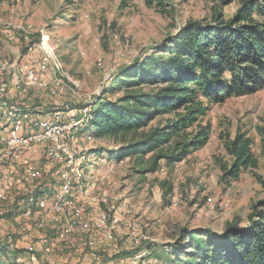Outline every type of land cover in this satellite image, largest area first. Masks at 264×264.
I'll use <instances>...</instances> for the list:
<instances>
[{
	"label": "rangeland",
	"instance_id": "1",
	"mask_svg": "<svg viewBox=\"0 0 264 264\" xmlns=\"http://www.w3.org/2000/svg\"><path fill=\"white\" fill-rule=\"evenodd\" d=\"M226 1L229 3L225 4ZM163 3L164 13L147 7L144 0L1 2L0 24L5 36L0 38V56L12 59L18 53L23 54L15 27L28 25L34 40L41 33L47 34L69 79L57 97L35 90L20 101L41 108L43 114L62 106L92 105L103 96L107 78L119 68L149 55L156 46H164L168 37L187 23L209 24L217 13L228 20L239 7L238 0H163ZM208 109L201 120V125L210 127L208 142L181 163L166 167L161 161L153 173L146 172L152 153L141 161L137 157L116 161L114 156L127 142L140 140L174 115L158 117L124 139L94 138L85 146L90 151L89 163L93 164L89 168L90 177L97 180L95 192H105L114 203L126 202L133 210L131 218L122 219V233L115 237L120 255L113 258L127 259L146 250L157 264H170L167 259L170 257L164 252L178 239L180 231L209 229L220 233L230 222L245 226L254 207L264 203V157L259 136V131L264 130V88L209 105ZM237 129L250 138L257 168L227 183L221 179L219 169V163L227 160L219 135L227 133L233 137ZM96 157L106 160L105 165L95 161ZM111 165L113 172L106 174L105 167ZM172 202L177 205L172 207ZM9 219L4 222V232L15 227ZM139 238L146 240L135 243ZM61 253L58 252L57 260L71 264L67 253ZM11 260L0 255V264ZM77 264L89 261L79 260Z\"/></svg>",
	"mask_w": 264,
	"mask_h": 264
},
{
	"label": "trees",
	"instance_id": "2",
	"mask_svg": "<svg viewBox=\"0 0 264 264\" xmlns=\"http://www.w3.org/2000/svg\"><path fill=\"white\" fill-rule=\"evenodd\" d=\"M144 3L165 12L163 0ZM238 3L228 20L217 13L209 24L187 23L164 46L119 68L102 88L103 96L91 105L87 127L93 139H124L158 117L174 115L140 140L123 145L114 156L116 161L130 157L141 161L152 153L149 173L161 161L166 167L181 163L209 140L210 127L201 125L209 105L264 88V0ZM259 136L264 157V130ZM219 140L227 157L219 163L223 181H235L241 173L257 168L245 132L237 129L233 137L223 133ZM166 250L170 264H264V203L254 207L245 226L230 222L220 233L182 230ZM4 253L0 247V255Z\"/></svg>",
	"mask_w": 264,
	"mask_h": 264
},
{
	"label": "built area",
	"instance_id": "3",
	"mask_svg": "<svg viewBox=\"0 0 264 264\" xmlns=\"http://www.w3.org/2000/svg\"><path fill=\"white\" fill-rule=\"evenodd\" d=\"M15 28L23 54L0 56V247L16 264H70L57 260L58 252L67 253L71 264H113L111 255L104 256L116 249L122 219L133 210L94 190L85 147L93 139L87 131L91 105L43 114L20 101L35 90L57 97L69 79L47 34L34 40L28 25ZM105 171L112 173L113 165ZM7 218L15 226L10 232L2 231ZM152 259L142 250L117 264H157Z\"/></svg>",
	"mask_w": 264,
	"mask_h": 264
},
{
	"label": "crops",
	"instance_id": "4",
	"mask_svg": "<svg viewBox=\"0 0 264 264\" xmlns=\"http://www.w3.org/2000/svg\"><path fill=\"white\" fill-rule=\"evenodd\" d=\"M116 244V243H115ZM114 247H116V246H114ZM121 250V249H120ZM122 251V250H121ZM111 253V252H110ZM110 253H108L106 256H109V255H111V257L109 258V257H107V259H110L111 261H112V263H115V264H117L118 262H120V261H122V260H124V259H121V258H113V257H115V256H117V255H119L120 253H119V250L116 248V249H114L113 250V252L112 253H114V255H112V253L110 254ZM111 264V263H110Z\"/></svg>",
	"mask_w": 264,
	"mask_h": 264
}]
</instances>
